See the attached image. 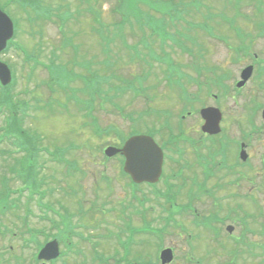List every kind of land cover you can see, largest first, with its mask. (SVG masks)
<instances>
[{"label": "rangeland", "instance_id": "374dc122", "mask_svg": "<svg viewBox=\"0 0 264 264\" xmlns=\"http://www.w3.org/2000/svg\"><path fill=\"white\" fill-rule=\"evenodd\" d=\"M11 1L0 0V6L15 23L17 35L14 37V46L0 58L15 75V83L8 93L10 101L16 108L12 122L16 124L17 132L13 135L38 151L39 154L30 159L28 175L34 180H39L38 188L44 191L40 201L50 206L53 211L40 209L36 205L39 198L36 199L35 196L28 204L26 213V208L22 209L21 205L26 204L28 193L24 191L21 198L10 194V191L21 188V185L4 171L1 162L0 204L3 202L14 204L17 210L8 211L4 214L5 216H0L2 221L0 225L5 227V236L0 237V264H37L32 260V256L36 255V246L42 247L53 238L58 240L64 254L55 264H99L95 258L97 255H100V260L108 259V264H113L112 259L126 264L128 260L124 256L121 243H125L124 246H126L131 240L130 237L136 239L135 245L130 247V256H128L130 264H135L131 262L134 253H141L142 248L145 247L149 248L145 253H150L152 264H159L156 254L161 248L173 250L174 257L171 264H264V249L260 250L256 247L259 243L264 245V234H259L264 228V222L259 216L261 211L264 212L259 207V205L264 206V181L261 182L262 176L260 178L256 176L262 169L264 132L259 139L251 141L249 150L252 156L251 164L242 172H238L237 168L232 169L229 162L226 165L221 164L224 175L218 174V179L214 176L216 169L212 170L210 180L214 182L218 180L224 184L221 189L216 190L215 197L207 191L212 183L207 182L206 188L195 186L193 178L197 175L200 178V170L188 150V144L184 142H180L177 146L165 144L168 159L166 167L164 166L163 182L160 181L156 185L157 191L152 187H143L139 190L141 193L136 191L135 203L132 202L124 184L125 176L117 175L119 160L116 158L104 163L101 152L108 143H118L121 138L119 134L138 135L151 131V126L157 124L151 121L149 109H170V122H176V113L182 106L178 104L169 106L160 98L163 99L162 94H169V85L165 83L166 77L176 81L180 75L183 76L184 80L181 83L186 92L199 98L198 103H192L193 113L186 120L185 129L197 125V110L206 102L219 107L224 112L222 126L226 129L221 136L226 140L223 143L231 140L229 138L252 136L253 130H261L259 127L261 120L256 111L253 113V104L261 105L264 102V76L257 78L254 74L243 88L241 95L232 99L231 80L237 77L243 62L234 64L231 61L234 56L232 50L227 49L218 41V38L225 39L226 36L232 35L233 38L229 40L231 45L242 46L248 44L252 37L253 45L250 51L264 57V35L259 36L260 33L257 32L258 28L264 26V0H181L187 9L185 15L188 16L179 17V24L172 23L171 32L176 42L166 41L159 44L155 40L147 45L153 48L154 57L166 59L168 63L154 62L150 65L151 60L148 59L150 57L146 49L145 53L143 51L145 57L137 58L135 69L128 64H122L123 67L118 70L120 83L111 82L103 86V90L117 84L126 87L127 81L133 82L134 78L144 75L138 88L149 96V103L143 96L136 94L139 96L136 97L130 90H125L123 93L110 91L108 96L112 100L111 107L108 104L102 110L93 109L88 116L86 111L80 109L74 98L78 95L75 88H80L81 84L74 82L70 84L72 91L63 92L57 86L48 83L49 78L44 68L27 61L24 52L38 56L39 61L44 65L51 63L61 70L64 69L63 67L67 69L75 67V72L78 70L81 72L82 68L79 64L86 66L88 59L94 60V55H100L101 48H98L100 39L97 36L95 29L97 25L92 14L96 12V17L101 19L105 27V39L108 37L111 42L109 44L111 49L104 43L103 56L114 57L113 52L116 51L122 62H127L128 54L118 44L121 37L126 39V42L135 44L136 35L138 36L136 26L134 32L129 31L128 26L124 27V31L118 32L120 26L116 25L117 17L115 16L117 0H101V10L92 5L94 0H89L88 5L87 0L43 1L46 7L55 9L56 5H61L63 10L70 12L66 15L64 24L62 20L59 23L55 19L48 23H45V20L35 21V14L32 11L29 9L22 11L15 2ZM140 1L119 0L124 17L125 12H131L129 18H134L143 11V7L149 10L166 11L174 5L181 9V6H178V0L168 3L162 0H145L146 3L143 4L139 3ZM235 8L240 10L238 15L234 14ZM223 13L226 14V19L222 23V19L216 16ZM154 15L158 17L157 14ZM243 15L250 17V20L247 22L242 19ZM205 22L209 25L202 24ZM38 23L41 26H38ZM55 24L62 25L65 32L70 26L72 28H69V31L84 32V29L88 34L91 32V37L87 39L84 34H71L70 39L80 41L81 47L74 50L76 53L71 50L72 48L63 50L59 48L62 35ZM213 29L218 36L217 39L208 35L212 34ZM240 29L245 33L239 31ZM39 32L42 34L39 35ZM145 36L150 38L148 34ZM84 38L86 41L81 42ZM236 38L238 43L234 40ZM18 47L20 49H17ZM187 48L192 51L191 54L185 51ZM198 53L202 54V57H199ZM202 62L204 69L208 72L203 71L202 80L198 83L205 82L200 86L202 87L212 82L213 86L208 91L197 90L194 82L190 84L187 81L188 76L198 80L193 70H196L197 65L201 67ZM216 69L218 72L226 70L231 73L227 83L224 82L223 89L214 84L217 82V76L214 77L211 74H216ZM130 70L134 71V74H131ZM100 72L106 73L103 69ZM134 84L138 86L137 83ZM174 90L170 91L173 97L178 94L176 87ZM157 94L158 98H156ZM212 94L218 97V104L213 103ZM50 101H54L53 106L49 104ZM113 102L118 107L121 106L119 108L122 112L114 107L115 104L113 106ZM163 102L167 104L165 108ZM22 104L27 105L26 114L19 112ZM5 111L4 115L0 114V126L4 125L8 119L10 120L9 113ZM146 113L149 114L146 115ZM152 115L158 120L156 114L152 113ZM133 118L134 122L131 123ZM90 122L101 130L106 129V133L98 138L91 128L83 126ZM4 143L5 141L0 142L1 149H12ZM205 148L208 152L210 145L207 143ZM19 156H22V153ZM60 158L75 162L79 170L74 171L65 162L58 163L53 160ZM217 159L220 160V157ZM186 160L192 169L184 168L181 171V167H189ZM9 164L13 165L14 162L10 161ZM102 176L109 181L112 180L111 183L103 181ZM240 179L242 181L239 186L226 185ZM110 188L111 191H109ZM157 192H160L162 196ZM169 201H174L175 205L171 207ZM137 202L143 203V208H140ZM93 204L96 206L91 209ZM190 204L194 206L195 216L188 214ZM238 204L242 211L252 216L246 221L248 225L246 228L249 227L255 231L254 234L245 232L243 239L241 238L242 228L232 212V210L239 212ZM120 205L131 206L133 209H129L126 213ZM183 205L187 207L180 210ZM170 210L169 214L167 211ZM127 214L131 216L129 217L131 224L126 225L127 232L118 241L113 235L118 232L117 228L126 222L119 217H127ZM239 214L242 216L241 212ZM227 217L226 222L219 223L220 218ZM202 219L207 223L206 226L194 225L195 221ZM19 221H24L23 227ZM226 225L234 227L233 238L225 232ZM161 228L164 229L165 236L156 239L155 229L161 230ZM133 230L142 231V234H134ZM216 233L219 235L217 236ZM64 238H67L66 243L61 244ZM245 243L247 246L250 244V247H244ZM160 246L162 247L158 250ZM234 251L236 256L230 260ZM137 259L139 260V257ZM138 260H136L137 263L142 264Z\"/></svg>", "mask_w": 264, "mask_h": 264}, {"label": "water", "instance_id": "95a60500", "mask_svg": "<svg viewBox=\"0 0 264 264\" xmlns=\"http://www.w3.org/2000/svg\"><path fill=\"white\" fill-rule=\"evenodd\" d=\"M12 36V24L8 18L0 11V51L5 48L6 41ZM250 68L242 73V79L246 80L250 75ZM0 81L7 84L10 81V73L5 65L0 63ZM212 110L204 111L206 124L204 130L217 132V122L212 117ZM264 117V115H263ZM120 152L125 157L124 172L129 174L135 183H155L161 174L162 154L154 143L145 136H135L130 138L121 150L108 148L105 151L107 156H112ZM231 231V228H228ZM58 255V247L55 241L47 244L39 253V260H51ZM172 259L170 250L161 253L162 264L169 263Z\"/></svg>", "mask_w": 264, "mask_h": 264}, {"label": "trees", "instance_id": "16d2710c", "mask_svg": "<svg viewBox=\"0 0 264 264\" xmlns=\"http://www.w3.org/2000/svg\"><path fill=\"white\" fill-rule=\"evenodd\" d=\"M154 22L155 21L152 20V24H150L148 27L146 26V24L141 25L140 27L145 26L146 28H149V31L151 33V37H155L156 39H159V42H161V43L163 41H165V39L169 40V38H171L174 41V39L172 38V35L165 31L166 26L164 24L160 23V26H156V23H154ZM148 24H149V22H147V25ZM90 37L91 36L88 35V38H90ZM83 41H85V38ZM146 49L149 52V55L151 54V57H154L152 54L153 48L152 47L149 48V47H145V46H144L143 50H142V48L137 50L136 56L137 57L144 56ZM143 51H144V53H143ZM117 65H118L117 61L113 60L112 63L109 64L110 68H108V70H109L108 76H106L104 78H98L96 76V74H94L93 77L83 79L84 88L81 90L82 97L79 96L76 98V102L78 103L79 106H85L86 104H88L90 102H93L97 99H101L103 94H104L103 100L106 102L109 99V96H108L109 92L110 91H116L119 89L117 85H113V86L110 85L105 90L100 89L102 84L107 85V83L111 84V82L116 83L119 80V75H118V72L116 71ZM65 72H67V70L61 71V70H58V69L53 68V67L49 68V73H50V76L52 78V82L53 83L57 82V85L59 87L63 86L64 79H70V78L72 79L73 77H75V75L73 73H69V74L63 76V73H65ZM0 106L4 107L6 109H9L10 113H12V111L15 112V110H16L12 101H10V99H9L8 92H4V93L0 94ZM9 122H10L9 127H8L9 133L10 134L16 133L17 132L16 131V124H14L12 122V119H10ZM92 129L94 130V134H97L100 132V130H96V127H94V126ZM25 145H28V144L26 143Z\"/></svg>", "mask_w": 264, "mask_h": 264}, {"label": "bare ground", "instance_id": "6f19581e", "mask_svg": "<svg viewBox=\"0 0 264 264\" xmlns=\"http://www.w3.org/2000/svg\"><path fill=\"white\" fill-rule=\"evenodd\" d=\"M62 255H64V254H63V253H59V254L57 255L56 259L59 260L60 258H62ZM99 256H100V255H97V257H95V258L97 259L98 263H99V264L104 263L105 260H100V259H99Z\"/></svg>", "mask_w": 264, "mask_h": 264}, {"label": "flooded vegetation", "instance_id": "af4514ba", "mask_svg": "<svg viewBox=\"0 0 264 264\" xmlns=\"http://www.w3.org/2000/svg\"><path fill=\"white\" fill-rule=\"evenodd\" d=\"M202 137H206V138H209L208 136L204 135V134H201Z\"/></svg>", "mask_w": 264, "mask_h": 264}]
</instances>
